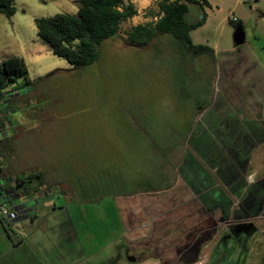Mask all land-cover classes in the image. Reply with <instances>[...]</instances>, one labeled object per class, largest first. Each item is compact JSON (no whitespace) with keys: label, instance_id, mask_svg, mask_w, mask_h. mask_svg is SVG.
Listing matches in <instances>:
<instances>
[{"label":"crops","instance_id":"1","mask_svg":"<svg viewBox=\"0 0 264 264\" xmlns=\"http://www.w3.org/2000/svg\"><path fill=\"white\" fill-rule=\"evenodd\" d=\"M44 1L55 4L63 13L75 15L78 12L76 0ZM229 1L233 3L232 9L221 23L229 21L230 24L229 17L234 15L238 21L251 25V33L249 35L246 28L244 42L237 40L238 44L233 34L232 45L223 44L220 39L204 42L206 40L199 36L196 42L192 38L195 44L213 48L215 57L181 56L183 73L190 76L197 66H211L218 91H214L207 105L182 90L173 89L165 96L164 103L167 101L175 109L182 105L188 109L190 119L162 127L152 123L150 131L142 133L145 136L131 138L129 152L124 149L120 156L141 161L135 164L139 173L136 188L129 189L127 179L121 174L116 182H108L109 187L104 188L113 192H106L98 199L77 197L74 194L77 191L68 196L54 185L50 207L36 195L22 199L16 185L1 180L5 191H13L23 202L31 204L32 215L25 214L7 227L16 232L15 236H21L17 241L9 237L11 246L0 252V264H81L109 247L114 239H126L132 234L136 235L130 238L135 245L132 252L144 251L142 258H132V263L153 258L156 264H195L201 246L206 244L216 226V213L222 211L226 221L236 218L234 199L240 198L241 205L246 202L244 206L251 197L253 202L262 204L261 212L244 209L246 213L242 212L238 219L261 215L264 178L258 183L250 178L254 175L251 162L258 139L264 137V28L255 31L258 17L261 16L264 25V0ZM132 2L135 5L134 0ZM208 2L210 6L202 9L206 23L201 29L207 27L212 14L221 11L217 0ZM18 14L17 8L10 18L13 23ZM37 18L33 17L32 21L35 23ZM20 27L13 24V31ZM200 28L192 31L191 36ZM247 34L252 38L251 43H247ZM23 37L15 38L18 54L3 55L0 64L12 56L23 58L33 83L36 77L53 72L54 66L47 65L45 58L55 55L39 38L32 43ZM197 60L199 63L194 67ZM11 90L10 87L6 90V105L13 96ZM2 117L5 128L0 130V136L11 127L4 114ZM159 144L168 145L165 154L156 146ZM170 145H180L181 151H170ZM143 148L148 150L141 151ZM89 157H94V153H89ZM43 179L44 176L40 183ZM45 198H49V194L45 193ZM18 226H22L26 234L17 233ZM109 234L113 239L107 241L105 237ZM139 239L149 240L148 247L141 245Z\"/></svg>","mask_w":264,"mask_h":264},{"label":"rangeland","instance_id":"2","mask_svg":"<svg viewBox=\"0 0 264 264\" xmlns=\"http://www.w3.org/2000/svg\"><path fill=\"white\" fill-rule=\"evenodd\" d=\"M217 1L221 11L212 14L207 27L200 28L192 38L196 42L199 36L206 40L204 42L220 39L219 42L232 45L234 30L228 19L225 24L221 20L232 9L233 3L229 0ZM44 2L19 0V14L14 23L4 15L0 16V60L5 54H18L17 36H24L32 43L38 39L33 17L63 13L56 9L55 4ZM134 2L137 14L122 22L118 34L103 43L94 64L76 68L61 58L46 57L47 65L54 66L52 73L36 77L30 86L20 79L10 87L13 96L8 98L7 105L2 103L1 106L7 122L11 123L9 130L0 136L6 142L0 157L1 180H9L14 186L17 178L41 172L43 182L37 180L27 188L31 195L46 201L50 207L54 185L68 196L77 191L74 193L77 197L98 199L106 192H113L104 188L109 187L108 182H116L121 174L123 179H127L129 189L136 188L139 173L135 164L141 161L121 157L124 149L129 152L131 138L145 136L142 133L150 131L152 123L162 127L168 123L182 124L190 119L188 109L183 105L175 109L167 101L164 103L165 96L173 89L182 90L187 95L191 93L192 98L202 105L211 102L214 91H218L213 83L211 66L198 68L197 60L193 64L197 66L193 68V73L184 75L180 57L188 54L171 35H160L146 46H135L129 42L127 35L133 27L153 24L160 16L158 0ZM203 15L200 6L190 5L185 19L195 23ZM260 17L255 22L257 32L259 28H264ZM15 23L21 27L14 32ZM244 24L250 35L251 25L246 21ZM249 35L247 43L252 42ZM31 68L35 76L34 67ZM258 142L251 162L254 175L250 178L256 183L264 178V137ZM156 146L165 154L164 149L168 145ZM170 151L179 153L180 145H170ZM92 152L94 157L90 158L89 153ZM142 163L145 165L146 161ZM20 190L23 194L27 192L26 187ZM35 190L37 192H33ZM45 193L49 194V198H45ZM23 194L22 199L26 197ZM251 198L247 206H244L246 202L241 205L240 198L234 199V221H226L222 211L216 213V226L208 235L206 244L201 246V254L195 264H264V211L259 217L255 215L246 220L237 217L242 212L246 213L244 209L251 212L263 210L262 204L253 202ZM27 225L33 226L31 222ZM3 226L0 221V252L7 251L11 246L9 237L17 241L21 236H15V231L13 233L12 229ZM16 229L17 233L26 234L22 226ZM111 236L106 235V240H112ZM135 236L114 239L109 247L99 250L81 264H156L153 258L131 262L132 258L141 259L144 254V251L132 252L135 245L130 238ZM139 242L144 247L149 245L147 239H139Z\"/></svg>","mask_w":264,"mask_h":264},{"label":"trees","instance_id":"3","mask_svg":"<svg viewBox=\"0 0 264 264\" xmlns=\"http://www.w3.org/2000/svg\"><path fill=\"white\" fill-rule=\"evenodd\" d=\"M76 3L77 14L57 13L51 17L37 18L35 25L39 40L50 47L55 56L77 68L94 64L103 43L115 37L121 23L133 18L137 9L132 0H76ZM190 5H198L202 9L210 6L208 0H161L158 4L161 12L159 19L153 24L133 27L127 35L129 42L135 46H146L160 35H171L192 58H214L213 48L193 42L191 33L206 23V14L195 23L187 22L185 16L190 11ZM16 12V0H0V15L11 18ZM230 25L234 30L236 44L237 40L244 42V22H230ZM20 79L28 86L32 85L23 58L12 56L0 64V108L6 100V90ZM2 116L3 111L0 109V128L5 122ZM5 148V140L0 139V157ZM2 173L0 167V181ZM42 178L39 172L25 175L16 179V187L20 194H23L20 188L26 187L27 192L23 195L30 196L28 185Z\"/></svg>","mask_w":264,"mask_h":264},{"label":"built area","instance_id":"4","mask_svg":"<svg viewBox=\"0 0 264 264\" xmlns=\"http://www.w3.org/2000/svg\"><path fill=\"white\" fill-rule=\"evenodd\" d=\"M229 20L235 22L238 21V18L231 15ZM30 208L31 204L23 202L15 192L5 191L0 181V220L3 225L8 227L24 217L25 214L31 216Z\"/></svg>","mask_w":264,"mask_h":264}]
</instances>
